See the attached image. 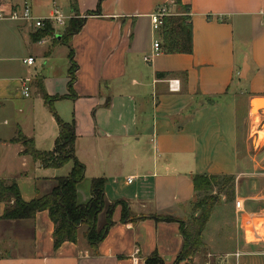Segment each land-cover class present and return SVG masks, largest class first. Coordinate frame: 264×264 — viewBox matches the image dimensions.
Listing matches in <instances>:
<instances>
[{
  "label": "crops",
  "instance_id": "crops-1",
  "mask_svg": "<svg viewBox=\"0 0 264 264\" xmlns=\"http://www.w3.org/2000/svg\"><path fill=\"white\" fill-rule=\"evenodd\" d=\"M29 1L3 0L2 8ZM65 1L66 24L84 21L69 47L61 44L63 28L35 41L31 25L0 21V181H14L28 203L69 174L71 163L43 169L10 143L19 131L38 152L53 151L59 127L44 97L57 99L52 110L61 122L74 121L75 157L85 168L77 202H88L92 180H105L112 225L95 249L81 228L76 243L54 250L47 212L4 221L0 204V264H146L153 256L174 264L179 224L154 217L186 216L197 176L232 178L233 197L232 207L213 209L202 233L205 254L194 264H264V0ZM30 6L37 18L54 7ZM161 9L187 19L191 54L152 56L154 41L163 42L150 16ZM170 80L179 81V92L168 90ZM251 100L263 102L256 122ZM106 216H98V230Z\"/></svg>",
  "mask_w": 264,
  "mask_h": 264
},
{
  "label": "trees",
  "instance_id": "trees-1",
  "mask_svg": "<svg viewBox=\"0 0 264 264\" xmlns=\"http://www.w3.org/2000/svg\"><path fill=\"white\" fill-rule=\"evenodd\" d=\"M100 2L102 0H99ZM98 10L95 14H98ZM92 14V13H91ZM89 14V15H91ZM186 18L181 16L164 17L162 26L158 33L161 34L163 47L160 45V53L165 54H191L192 42L190 27L186 24ZM81 19H71L63 28L61 44L69 47L71 38L83 27ZM53 29L46 25L43 30L35 33V41L51 35ZM68 60L71 62L69 69L68 89L71 91L76 71L73 62V52L69 48ZM50 111L52 112L59 127V134L51 152H38L31 139L25 138L19 131L10 141L12 144L20 145L23 150L21 156L29 157L33 162L39 163L43 169H61L71 163V170L66 177L55 179L52 190L41 198H36L28 203L24 202L19 194L18 187L14 181H0V204L3 206L1 219L4 221L32 220L37 213L47 212L51 220L53 231V248L57 250L63 243H76L78 233L84 228L83 237L90 248L96 246L104 239L108 228L112 225L111 216L114 205L107 206L104 199L105 180L94 179L90 185V200L85 205L77 202V185L84 178V166L75 157V124L74 121L65 124L61 122L54 111L52 103L57 99L44 97ZM222 183L230 184L233 188V179L226 177L197 176L193 179V189L199 192L210 191L213 187ZM233 193V189H232ZM231 193V198L233 197ZM216 201L202 200L196 207L199 213L187 226L179 224V231L183 238V244L174 264H182L184 259H192L203 249L202 233L205 230ZM106 210V223L102 229L96 228L98 216ZM122 219L128 220L125 210ZM155 220L164 222H177L171 216H157ZM146 264H161L156 256L150 257Z\"/></svg>",
  "mask_w": 264,
  "mask_h": 264
},
{
  "label": "built area",
  "instance_id": "built-area-1",
  "mask_svg": "<svg viewBox=\"0 0 264 264\" xmlns=\"http://www.w3.org/2000/svg\"><path fill=\"white\" fill-rule=\"evenodd\" d=\"M3 0H0V21H10V22H22L28 25H31L35 30H43L45 26L48 24L55 30V27L64 28L66 25V18H64L59 9L53 7L51 10V15L48 18H37L33 16L31 6L28 2H25L20 8H12L9 11H5L2 8ZM167 14L164 9L159 10L158 12L152 14L150 16V24L151 30L153 33H158L162 26V20L166 17ZM53 30V33L55 32ZM160 53V44L158 41H154L153 43V52L152 56H156ZM149 58H144L145 62H149ZM23 63L30 67L34 63L33 58H27L23 61ZM28 80H25L24 86L22 88V95L25 98H29V87L26 85ZM168 90L170 92L176 93L180 91L179 81L170 80L168 81ZM128 184L131 183V179L126 180ZM235 208L239 209L240 202L235 203Z\"/></svg>",
  "mask_w": 264,
  "mask_h": 264
},
{
  "label": "rangeland",
  "instance_id": "rangeland-1",
  "mask_svg": "<svg viewBox=\"0 0 264 264\" xmlns=\"http://www.w3.org/2000/svg\"><path fill=\"white\" fill-rule=\"evenodd\" d=\"M29 1V0H28ZM40 1H42V3L45 4H49L50 7H56L57 9L62 8L63 5L66 4L65 0H32V2H30L31 5H33L35 8H37L38 6H40ZM54 4V5H53ZM155 35H158L159 33H154ZM263 106V105H262ZM261 105H259V107H262ZM232 189L230 187V184L227 183H222V181H219V184L215 187H213L210 191H206V192H199L196 194L195 199L193 200L190 208L188 209L187 215L183 216V217H177L174 218L175 220L178 221V224H181L182 226H187L192 219H194L199 213L196 211V207L199 204V202H201L202 200H213L216 201L215 203V207L217 206H226V207H232V202H231V193H232ZM90 200V199H89ZM88 200V201H89ZM86 204V203H85ZM83 204V205H85ZM3 208V206H2ZM97 228V227H96ZM85 231V229H83ZM205 250L202 249L197 255L196 257H198V261L201 260V258L204 256ZM186 258L184 259V261L182 262V264H194L193 260L196 258Z\"/></svg>",
  "mask_w": 264,
  "mask_h": 264
},
{
  "label": "bare ground",
  "instance_id": "bare-ground-1",
  "mask_svg": "<svg viewBox=\"0 0 264 264\" xmlns=\"http://www.w3.org/2000/svg\"><path fill=\"white\" fill-rule=\"evenodd\" d=\"M255 103V105L257 104H262L263 102L260 100H254L253 101ZM251 118L254 122H256L258 120V115L256 113H254V111L251 113Z\"/></svg>",
  "mask_w": 264,
  "mask_h": 264
},
{
  "label": "water",
  "instance_id": "water-1",
  "mask_svg": "<svg viewBox=\"0 0 264 264\" xmlns=\"http://www.w3.org/2000/svg\"><path fill=\"white\" fill-rule=\"evenodd\" d=\"M245 70H246V67L245 66H243V73L245 72ZM254 100H251V105L253 106V109H252V112L253 111H255V103L253 102ZM262 112H264V108L262 109Z\"/></svg>",
  "mask_w": 264,
  "mask_h": 264
}]
</instances>
